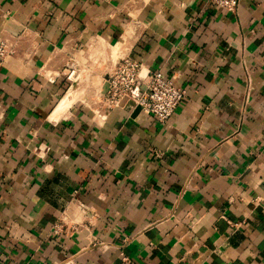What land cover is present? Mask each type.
I'll use <instances>...</instances> for the list:
<instances>
[{
    "label": "crops",
    "instance_id": "obj_1",
    "mask_svg": "<svg viewBox=\"0 0 264 264\" xmlns=\"http://www.w3.org/2000/svg\"><path fill=\"white\" fill-rule=\"evenodd\" d=\"M0 41V264H264V0H0ZM124 55L184 92L167 124L95 113Z\"/></svg>",
    "mask_w": 264,
    "mask_h": 264
},
{
    "label": "built area",
    "instance_id": "obj_2",
    "mask_svg": "<svg viewBox=\"0 0 264 264\" xmlns=\"http://www.w3.org/2000/svg\"><path fill=\"white\" fill-rule=\"evenodd\" d=\"M209 2L214 8L235 13L239 0H209ZM11 54L8 45L0 41V66ZM141 68V63L131 57L127 55L119 57L107 72L106 87H98L95 90V103L101 106L95 108V113L100 115L102 110L118 107L120 102L126 99L125 104L139 109L140 113L152 116L161 124H167L177 106L183 101L184 92L157 71H146L142 76ZM66 77L74 81L76 77L79 80L80 75L75 73V69L70 68Z\"/></svg>",
    "mask_w": 264,
    "mask_h": 264
},
{
    "label": "bare ground",
    "instance_id": "obj_3",
    "mask_svg": "<svg viewBox=\"0 0 264 264\" xmlns=\"http://www.w3.org/2000/svg\"><path fill=\"white\" fill-rule=\"evenodd\" d=\"M102 42V41H101ZM100 42V43H101ZM97 43H99V40H98V42ZM103 45V44H102ZM117 46H119V45H117ZM104 47V46H103ZM103 47L101 48V45H100V48L101 49H103ZM98 48V47H97ZM111 48V47H110ZM115 48H117V47H114V50H115ZM119 48H120V46H119ZM118 48V49H119ZM118 49H116V50H118ZM115 50V51H116ZM111 51H112V49H111ZM115 51H112L113 53L115 52ZM78 80V77H76L75 79H74V81H77ZM80 82H81V80H80ZM79 82V83H80ZM77 84V83H76ZM83 84V83H82ZM80 85H81V83H80ZM85 86V85H84ZM84 86L82 87V85L81 86H79V84L75 87V88H73V89H71V90H67L68 92L65 94V96L61 99V101L59 102V104L57 105V108H56V110H55V112H53L52 113V115H53V118H57V117H59L60 115H62L63 114V112H65L71 105H73V103H75V101H77V100H79V99H81V98H83L82 97V91H81V87L82 88H84ZM72 87V86H71ZM71 87H69V88H71ZM82 94V95H81ZM66 114V113H65ZM52 117V116H51ZM53 120V119H52Z\"/></svg>",
    "mask_w": 264,
    "mask_h": 264
},
{
    "label": "rangeland",
    "instance_id": "obj_4",
    "mask_svg": "<svg viewBox=\"0 0 264 264\" xmlns=\"http://www.w3.org/2000/svg\"><path fill=\"white\" fill-rule=\"evenodd\" d=\"M89 59L90 60H92L93 59V61H94V58H93V55H92V53L90 54V56H89ZM80 70H84L85 72L84 73H80V72H78V71H80ZM75 73H79V75H80V80L83 82V84L85 85L84 86V90L88 87V86H90V84H91V81H90V70L89 69H87L86 67H78L76 70H75Z\"/></svg>",
    "mask_w": 264,
    "mask_h": 264
},
{
    "label": "water",
    "instance_id": "obj_5",
    "mask_svg": "<svg viewBox=\"0 0 264 264\" xmlns=\"http://www.w3.org/2000/svg\"><path fill=\"white\" fill-rule=\"evenodd\" d=\"M125 101L126 99H123L121 102H120V105L123 106L125 104Z\"/></svg>",
    "mask_w": 264,
    "mask_h": 264
}]
</instances>
